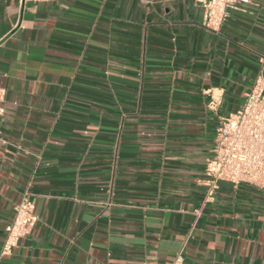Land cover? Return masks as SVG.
<instances>
[{"label": "crops", "instance_id": "obj_1", "mask_svg": "<svg viewBox=\"0 0 264 264\" xmlns=\"http://www.w3.org/2000/svg\"><path fill=\"white\" fill-rule=\"evenodd\" d=\"M264 69V0L214 31L193 0H0V264H264V188L219 181V118Z\"/></svg>", "mask_w": 264, "mask_h": 264}, {"label": "built area", "instance_id": "obj_2", "mask_svg": "<svg viewBox=\"0 0 264 264\" xmlns=\"http://www.w3.org/2000/svg\"><path fill=\"white\" fill-rule=\"evenodd\" d=\"M48 1V0H24ZM203 10V24L217 31L231 10H241L252 0H193ZM4 89L0 87V115ZM206 200H213L219 181L233 185L249 184L264 188V69L247 90L240 108L219 118L213 146L206 160ZM11 221L5 226V239L0 256L10 255L19 240L30 233L36 223L34 197L25 189L20 200L13 205ZM181 253L169 262L157 264H182Z\"/></svg>", "mask_w": 264, "mask_h": 264}]
</instances>
